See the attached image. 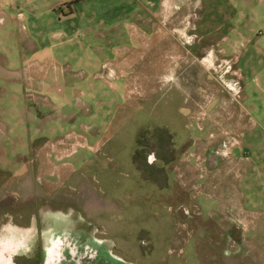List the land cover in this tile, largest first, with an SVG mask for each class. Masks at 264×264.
<instances>
[{"label": "rangeland", "instance_id": "1", "mask_svg": "<svg viewBox=\"0 0 264 264\" xmlns=\"http://www.w3.org/2000/svg\"><path fill=\"white\" fill-rule=\"evenodd\" d=\"M70 4H61L62 13ZM162 4L161 16H193L198 28L186 18L160 19L165 42H156L155 49L161 53L130 38L115 42L117 48L128 46L134 57L124 68L130 80L94 79L83 52L94 42L81 38L79 45L65 40L69 45L62 47L60 39L52 41V50L29 57L47 64L46 78L23 74L11 86L0 70V224L17 227L12 232L19 234L14 254L2 244L10 264H31L24 260L34 252L28 240L41 236L47 224L40 264H264V228L249 230L245 235L253 244L246 246L240 228L208 219L219 206L204 186L206 179L196 180L206 173L209 134L217 136L214 142H226L224 132L232 129L230 122H218L221 128L213 133L208 111L243 112L246 128L237 134L241 146L234 147L233 156L254 161L255 171L247 166L243 204L264 217V0ZM10 31L11 26L0 35L2 52L4 47L16 51L13 38L5 37ZM8 65L19 68V63ZM82 71L88 74L82 77ZM2 88L11 89L10 96ZM191 117L196 122L185 125ZM250 118L263 128L251 129ZM190 136L203 145L188 149ZM148 150L159 160L184 158L172 211L159 189L142 177ZM191 157L200 165L192 172L186 161ZM65 221L58 229L62 234L55 233Z\"/></svg>", "mask_w": 264, "mask_h": 264}, {"label": "crops", "instance_id": "2", "mask_svg": "<svg viewBox=\"0 0 264 264\" xmlns=\"http://www.w3.org/2000/svg\"><path fill=\"white\" fill-rule=\"evenodd\" d=\"M67 2L72 4L67 8L66 12L62 13L61 4ZM164 9L165 4H162V0H0V35L4 32H2L3 29L11 26V31L5 37H8L7 40L13 38L16 46V51L9 47H4L5 51L3 52L0 51V70L7 76L6 82L10 85L16 84L23 74L32 76L42 73L43 77L46 78L47 64H41L37 59L29 60V57L41 56L44 52L52 50L55 47L52 41L60 39L57 44H60L62 47L66 44L65 40H69L71 43L74 41L73 43L75 45L81 38V40L88 39L89 41L92 39L94 42L91 43L87 49L83 47L84 57L86 59L84 64L92 69V71H95L93 73L94 79L103 80L104 83L109 82L108 78L110 76L115 79L126 78L130 80L132 75L125 72L124 68L125 66L127 67L133 64L134 57L129 56L130 48L128 46L123 45V48H117L114 47L115 42L130 38L132 44L144 46L149 52L157 51L161 53V48L155 49V46L158 45L156 42L161 44L165 42V29L158 25L160 19L175 21L176 19L186 18L194 22V30L198 28L196 22L199 19L193 21V16H161L163 15L161 12ZM159 10L160 15L158 14ZM232 30L237 32L236 30H238V28ZM205 37H211V34L206 33ZM95 38L96 41L100 40V44L94 41ZM225 38L227 40L229 39L228 36ZM103 39L105 41H103ZM2 42H5V40L3 39ZM256 43H258V40ZM200 47L198 46L195 48L196 52L199 51ZM257 48L260 47L257 46ZM202 49L204 51L206 50V52L210 50L212 53L215 52L212 51L211 47L210 49L202 47ZM104 50H108V53L113 54L112 59L106 58L107 55L105 54L107 52ZM218 52H222L225 55V50L223 49L218 50ZM12 55L16 56L18 60L10 62L8 58ZM24 60L27 62L22 64ZM9 63L13 65L19 63V68L15 70L8 69ZM195 64L197 65L196 62L191 63L192 66ZM151 65L154 67L156 64ZM87 74L88 72H81L82 77ZM170 75L175 76L176 73H170ZM239 75L240 77L242 76L240 71ZM167 76L169 75L166 72L162 74L164 82ZM2 89L5 94L10 96L8 90L12 92L11 89ZM260 90L262 91V89ZM180 108L181 110L183 108L186 109L184 106ZM208 113L207 119L213 122V129L215 128L212 130L213 133L218 132L219 128H221L219 124L216 125L218 122H221L222 125H224L225 122H230L232 127L228 133L224 132L226 142H224L225 140L223 142H214L217 140V136L214 134H209V139L205 142V146L208 148V152H210L206 163V173L205 176H199L196 180L204 181L206 179L204 186L207 187L209 191H212L210 194L213 196L214 200H217L216 203L219 206L217 210H210L208 212V219L210 217L214 218L218 224L226 228H240L242 230L245 245H252L253 242L250 241L246 235L249 234V230L251 232L253 231V234H255L259 229L264 228V217L257 210L246 209L243 204L245 195L242 191L244 186H246L247 174L251 171L247 169V166L253 165L255 171L254 161L248 157L233 156L234 147L237 145L241 146L237 134H239V131L246 128L243 126L245 123L243 120V112L239 114L238 111L233 110L228 113L227 111H223V113L216 111L211 113L208 111ZM179 115L183 116L180 113ZM191 116L193 115L191 114ZM237 116L238 119L236 122L235 117ZM233 120L235 123L231 124ZM194 122L196 121L192 118L189 119L185 125ZM249 126H251V129L263 128L262 124H259V122L253 118ZM203 127L204 126L200 127V129L202 130ZM222 133L223 132L219 131V134L222 135ZM201 145L203 144H201L200 139L190 136V143L187 148L195 150ZM217 149H220L218 153L213 151ZM191 158H193V161L190 158H186V161H188L187 169L192 172L193 169L198 168L200 165L197 161L198 158ZM142 159L141 174L144 181L150 182L152 184V189H159V196L162 197L164 204L170 209L171 200L178 199V195L175 194V192L181 189L180 185L182 183L180 180L182 178H178V175L183 171L184 158L181 156L161 158L152 164L148 163V160ZM199 186L201 188L202 185L199 184ZM193 187L195 186L193 185ZM150 192L151 191L146 192L144 195L150 194ZM199 192L200 190L194 194V199H196ZM207 195H209V193H207ZM148 196L150 198V195ZM190 196H192V194L186 196L185 199ZM248 196H251V194ZM164 204L162 203L159 205ZM179 205L182 206V204ZM66 225V221L58 224L57 232L55 233L62 234V232L59 233L58 229H62V226ZM50 228L51 227L47 224L43 230L44 232L41 234L42 239L44 236H47V231ZM16 229L17 227L13 225L0 224V246H2L3 243H7V246L10 245L11 252L9 253L11 254H14L17 250L16 240L19 234L12 232ZM28 230L29 227L24 226L23 231L26 232ZM68 232L71 234L75 233L71 230H68ZM38 235L34 236L36 237ZM28 241L29 244L33 245V240L31 242L30 240ZM8 255L9 254H5V252L3 254L6 259H8Z\"/></svg>", "mask_w": 264, "mask_h": 264}, {"label": "flooded vegetation", "instance_id": "3", "mask_svg": "<svg viewBox=\"0 0 264 264\" xmlns=\"http://www.w3.org/2000/svg\"><path fill=\"white\" fill-rule=\"evenodd\" d=\"M150 154H151L150 150L146 151L143 158L147 161ZM157 160H158V158L155 155V161L154 162H156ZM41 239H42V237L40 236V234L38 236L34 237L33 245H32L34 252L32 253V255L29 258H26V259L24 258V260H26V261L31 260L30 261L31 264H40L41 257H42L41 256V251H42ZM3 247L8 248L6 246H0V264H10V261L8 259L4 258V256H3L4 252H6L5 251L6 249H4Z\"/></svg>", "mask_w": 264, "mask_h": 264}, {"label": "water", "instance_id": "4", "mask_svg": "<svg viewBox=\"0 0 264 264\" xmlns=\"http://www.w3.org/2000/svg\"><path fill=\"white\" fill-rule=\"evenodd\" d=\"M155 161V154L151 153L148 158V163L152 164Z\"/></svg>", "mask_w": 264, "mask_h": 264}]
</instances>
